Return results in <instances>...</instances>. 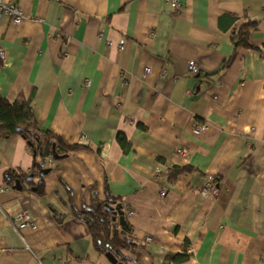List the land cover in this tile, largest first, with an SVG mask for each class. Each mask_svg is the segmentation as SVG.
I'll return each instance as SVG.
<instances>
[{"label": "crops", "instance_id": "1", "mask_svg": "<svg viewBox=\"0 0 264 264\" xmlns=\"http://www.w3.org/2000/svg\"><path fill=\"white\" fill-rule=\"evenodd\" d=\"M19 1L0 95L31 97L40 131L78 149L39 195L6 180L33 171L26 140L0 139V264H112L81 217L109 197L138 246L119 264H264V0ZM247 21L252 49L233 41Z\"/></svg>", "mask_w": 264, "mask_h": 264}, {"label": "trees", "instance_id": "2", "mask_svg": "<svg viewBox=\"0 0 264 264\" xmlns=\"http://www.w3.org/2000/svg\"><path fill=\"white\" fill-rule=\"evenodd\" d=\"M256 28V22L247 21L233 36L235 46L252 49L253 46L249 38ZM12 136H21L26 140L34 157V169L29 174L8 172L6 180L10 183L14 179H19L21 183H24L30 176H39L44 169L50 168L52 170L48 166L47 160L53 158V149H55L57 155L66 157L78 149L77 146H66L58 135L40 131L31 97L27 99L21 96L16 101L11 102L0 95V139ZM117 140L123 150L128 151L130 148L128 139L123 135H119ZM184 172V170H175L170 174V180L173 181ZM29 184L37 189L39 195L44 194V182L41 181L35 184L31 181ZM107 204L114 205L118 203L111 197L104 202L94 199L93 204L81 213V217L86 223L95 251L100 255L119 252V262H126L128 258L123 253H135L138 246L129 238L130 230L127 231L125 236L121 234L119 223L112 221L113 213L105 208ZM55 216L61 222L58 215L55 214ZM169 259L173 263L179 264L188 261L189 256L171 255Z\"/></svg>", "mask_w": 264, "mask_h": 264}, {"label": "built area", "instance_id": "3", "mask_svg": "<svg viewBox=\"0 0 264 264\" xmlns=\"http://www.w3.org/2000/svg\"><path fill=\"white\" fill-rule=\"evenodd\" d=\"M174 6H176L177 1L173 2ZM8 18L13 24L19 25L25 19L23 9L20 5L19 0H0V19L1 18ZM124 46L120 45V50H123ZM5 59V52L0 49V60L4 61ZM197 67L194 62L189 64V70L196 71ZM150 70H146V74H149ZM205 129V125H199L195 128V133L199 134ZM54 163L53 158H49L47 160L48 166H52ZM207 189H213L211 181L207 184ZM3 189H0L2 192ZM215 191V190H214ZM162 195H166V191L162 192ZM13 226L18 232L22 230L28 229L33 226V220H31L25 212H21L17 216L13 218Z\"/></svg>", "mask_w": 264, "mask_h": 264}, {"label": "water", "instance_id": "4", "mask_svg": "<svg viewBox=\"0 0 264 264\" xmlns=\"http://www.w3.org/2000/svg\"><path fill=\"white\" fill-rule=\"evenodd\" d=\"M52 157L54 160L56 161H59V160H63L66 158V156H59L56 154V151L55 149H53V152H52ZM51 172V169L50 168H47V169H44L40 172L39 176L41 178H44L46 177L49 173ZM34 177L33 176H30L28 179H27V182H31L33 181ZM14 189H17V190H22L23 189V186H22V183L21 181L17 180L15 182V186L13 187ZM35 190V189H34ZM105 208L109 211H111L113 213V218H112V221L113 222H118L119 225H120V228H121V234L123 236H125L127 234V231L129 229V224L127 222V218H126V214H125V211L123 210V206L121 204H114V205H109L107 204L105 206ZM106 257L108 258V260L112 263V264H119L118 263V260L120 258V253L119 252H114V253H107L106 254Z\"/></svg>", "mask_w": 264, "mask_h": 264}]
</instances>
